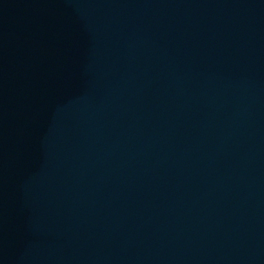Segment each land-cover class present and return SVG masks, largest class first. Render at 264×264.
Wrapping results in <instances>:
<instances>
[{
  "label": "water",
  "instance_id": "1",
  "mask_svg": "<svg viewBox=\"0 0 264 264\" xmlns=\"http://www.w3.org/2000/svg\"><path fill=\"white\" fill-rule=\"evenodd\" d=\"M0 264H264V0H0Z\"/></svg>",
  "mask_w": 264,
  "mask_h": 264
}]
</instances>
